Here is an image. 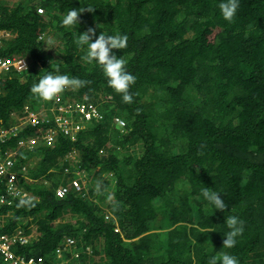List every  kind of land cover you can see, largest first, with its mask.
Masks as SVG:
<instances>
[{"label":"trees","instance_id":"16d2710c","mask_svg":"<svg viewBox=\"0 0 264 264\" xmlns=\"http://www.w3.org/2000/svg\"><path fill=\"white\" fill-rule=\"evenodd\" d=\"M219 2L0 0V30L9 33L0 37V56L28 63L0 72V128L17 126V115L27 123L1 144V152L15 151L21 192L0 207V233L37 231L15 244L17 254L41 256L42 264H208L228 252L240 264H264V0H239L232 22ZM72 8L85 10L66 28L60 21ZM88 28L127 34L128 46L113 51L136 76L132 103L107 85L100 65L83 59L74 32ZM57 64L85 83L43 100L31 87ZM91 98L102 117L74 137L46 116ZM49 129L54 142L44 137ZM31 136L35 146L21 142ZM79 166L88 182L60 196ZM8 185L0 175V191ZM204 187L221 192L227 207L215 210ZM230 215L244 231L224 248Z\"/></svg>","mask_w":264,"mask_h":264},{"label":"clouds","instance_id":"9594fccd","mask_svg":"<svg viewBox=\"0 0 264 264\" xmlns=\"http://www.w3.org/2000/svg\"><path fill=\"white\" fill-rule=\"evenodd\" d=\"M218 7L223 18L228 22H232L239 8V0H220ZM87 9L92 10L91 8ZM84 10L85 8L69 9L61 19V25L66 28H71L73 25H77L79 23L78 14ZM74 42L78 48L86 49L85 55L83 56V59L86 62L90 64L95 62L102 67L103 74L107 80V85L114 89L115 92L121 94L122 101L125 103H132L133 93H131L129 89L130 86L136 82V76L127 70V60L121 55L118 56L113 51V49L121 50L128 46L127 34L119 32L108 34L104 31H100L99 35L96 36L95 29L88 28L82 33H78L77 30H75ZM52 68V71L41 76L38 82L31 87V92L43 100L47 101L52 100L53 98H58V94L64 92L67 88L71 87L77 89L85 83L84 80L78 77H70L67 74L61 73L59 64L52 66ZM11 125H13V123L8 126ZM102 182V180L97 181L95 190L98 193L104 194L101 189ZM201 192L203 198L215 206V210H223L227 207L225 200L220 196L221 192L215 190L210 191L209 187L202 188ZM105 198L112 205L113 210H116L119 207V203L113 192H107ZM28 203H30V199L20 200V205ZM225 222L229 230L223 233V247L232 248L237 243L236 237L242 235L244 231V221L238 216L230 215ZM68 237L70 236L65 237V239H68ZM62 246L58 247L57 251H61ZM28 257H34L37 259L39 256L30 255ZM208 264H240V261L235 255L223 252L219 255L213 254L210 257Z\"/></svg>","mask_w":264,"mask_h":264},{"label":"built area","instance_id":"2783aa9c","mask_svg":"<svg viewBox=\"0 0 264 264\" xmlns=\"http://www.w3.org/2000/svg\"><path fill=\"white\" fill-rule=\"evenodd\" d=\"M2 31V30H0ZM2 35H0L1 37ZM11 67H15L18 70H24L26 68V59L23 56H13V57H6V59L0 58V72L3 70H8ZM29 107L26 106L25 110H27V114H29L28 119L30 121L36 122L38 113H36L34 110L28 112ZM68 111L71 112V117H79L81 120H83V123L75 122L73 120H69L68 122H65V130L67 134L75 136L76 133L80 132L86 124H89L92 120L98 119L102 117V114H100L99 108L96 104H94L91 101H84L77 103L76 105H70L68 108ZM118 121L120 118H116ZM61 123V122H60ZM17 127L14 126L12 129L4 130L2 133V136L7 133L9 130H15ZM54 130L49 129L48 132V138L53 139L54 137ZM1 137V134H0ZM38 140V136H31V137H24L21 142L23 144H30L31 146H35L36 142ZM6 151L0 152V167L1 171H5L6 166L11 167L14 165L15 161L11 157H9L7 160L3 157L2 153H5ZM5 166V167H3ZM17 177L14 173L10 174L9 178V185L8 188H6L1 194H0V207L3 204L11 203L12 200L9 198V196H14L16 194H20L21 189L17 186ZM73 184L77 187H79V181L77 179L73 180ZM67 187H60L58 190V193L60 196H64L67 192ZM18 238V235L16 233H5L3 235H0V248H2V254L0 255L3 264H42L43 258L39 256L37 259L34 257H28L25 254L23 255H17L14 254L12 251V240H15ZM20 239L21 236L19 237Z\"/></svg>","mask_w":264,"mask_h":264},{"label":"bare ground","instance_id":"6f19581e","mask_svg":"<svg viewBox=\"0 0 264 264\" xmlns=\"http://www.w3.org/2000/svg\"><path fill=\"white\" fill-rule=\"evenodd\" d=\"M0 35H9V33H6L4 30H2V31H0ZM0 58L1 59H6V57H2V56H0ZM27 66H28V63H27V61H26V68H27ZM86 101H91V102H93L94 104H96L97 105V107H98V104L97 103H95L94 102V99L93 98H91V99H87ZM80 102H84V101H82V100H75L74 101V104L73 105H76L77 103H80ZM51 109V108H50ZM49 109V110H50ZM46 110H48V109H46ZM58 112H60V111H58ZM42 113V112H41ZM46 113V112H45ZM62 114V113H61ZM62 116H63V126H61L60 124H58L60 127H61V129H62V131L65 133V134H67V132H66V130H65V126L67 127L68 125H65V122H68V119L69 120H73L74 121V123L75 122H80V123H83V120H81L79 117H71V112H69V113H65V114H62ZM18 119H19V121L18 122H20V117H18ZM86 125H88V124H86ZM85 125V126H86ZM12 127H14V126H7V127H2V128H0V134H1V137H0V152H1V144L3 143V142H5L6 141V139H7V137L9 136V134H11L12 132H14L18 127H19V124L16 126L17 128L15 129V130H9L7 133H5L3 136H2V133H3V131L4 130H7V129H12ZM49 132V131H48ZM48 132L44 135V137H45V139L48 141V142H54L55 140H56V134H54V137H53V139H49L48 138ZM7 153H2L3 154V157L7 160L9 157H11L12 159H14V153H15V151H12V150H9V151H6ZM15 161V160H14ZM14 165H15V163H14ZM14 165L13 166H11V167H8V166H6V168H5V171H1V167H0V175L1 176H3V177H7L8 179L10 178V174L11 173H14L15 175H16V177H17V179H18V175H17V173H16V171H14ZM3 167H5V166H3ZM75 179H77L78 181H79V186H80V180H82V177H78V178H74L73 180H75ZM75 185L73 184V181H72V184L71 185H64V187H67L68 188V190H67V192L70 190V188L71 187H74ZM60 187H63V186H60ZM59 187V188H60ZM75 187H77V186H75ZM59 188L57 189V191L59 190ZM66 192V193H67ZM2 193V191H0V194ZM59 194V193H58ZM33 232H35V231H32L31 233H33ZM17 235H18V238H16L15 240H12V251L14 252V254H17L16 253V251H15V248H14V246H15V244L16 243H20V244H28L30 241H31V239L33 238L32 236L30 237V234L29 235H27V234H24L22 231H17V232H15ZM3 234H5V233H0V235H3ZM21 236V238L22 239H20L19 237ZM69 241H75L73 238H70V237H68V239H67V242H69ZM72 242V243H73ZM72 243H70V244H72ZM2 254V248H0V255ZM17 255H21V254H17Z\"/></svg>","mask_w":264,"mask_h":264},{"label":"rangeland","instance_id":"374dc122","mask_svg":"<svg viewBox=\"0 0 264 264\" xmlns=\"http://www.w3.org/2000/svg\"><path fill=\"white\" fill-rule=\"evenodd\" d=\"M9 1H11V2H13V1H15V0H9ZM83 98V97H82ZM18 117H20V115H17ZM46 116H47V118L48 119H52V116H55L56 117V121H57V123L58 124H60L61 126H63V116H62V114L60 113V112H58V111H56L53 107L50 109V110H47L46 111ZM118 118V117H117ZM116 121H117V125L118 126H123V127H121V128H124V125H125V123L120 119L119 121L117 120V119H115ZM25 119H21V117H20V122L18 123L19 124V127L21 128V127H24V126H26L27 125V123H25ZM61 122V123H60ZM71 137H73L72 135H70ZM70 157L71 156H73V157H76V154L75 153H71L70 155H69ZM72 158V157H71ZM76 173L77 174H79V176L80 177H82V182H83V184H86L87 182H88V180H87V174H88V170L86 169V168H81L80 166L79 167H77V169H76ZM97 179L96 177H93V175H91V184L90 185H94V183H95V179ZM73 181V180H72ZM107 217H109V215H107ZM35 234H36V231L35 232H33V233H31L30 234V237L32 236H35ZM75 240V239H74ZM67 241V240H66ZM73 241H69L68 242V244L69 243H72ZM62 251H64V249L62 250ZM57 255H58V257L59 258H61L62 257V252L60 251V250H58L57 251ZM65 264H66V262H65Z\"/></svg>","mask_w":264,"mask_h":264},{"label":"crops","instance_id":"0c3cea01","mask_svg":"<svg viewBox=\"0 0 264 264\" xmlns=\"http://www.w3.org/2000/svg\"><path fill=\"white\" fill-rule=\"evenodd\" d=\"M1 151H2V149H1ZM71 157H73V156H71Z\"/></svg>","mask_w":264,"mask_h":264}]
</instances>
